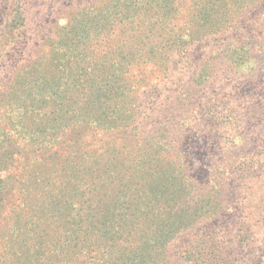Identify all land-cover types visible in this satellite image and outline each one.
Instances as JSON below:
<instances>
[{"label":"trees","instance_id":"16d2710c","mask_svg":"<svg viewBox=\"0 0 264 264\" xmlns=\"http://www.w3.org/2000/svg\"><path fill=\"white\" fill-rule=\"evenodd\" d=\"M34 1L2 11L0 264H231L223 166L201 187L174 134L203 112L264 139L261 104L236 99V70H264V0H53L45 20Z\"/></svg>","mask_w":264,"mask_h":264},{"label":"rangeland","instance_id":"374dc122","mask_svg":"<svg viewBox=\"0 0 264 264\" xmlns=\"http://www.w3.org/2000/svg\"><path fill=\"white\" fill-rule=\"evenodd\" d=\"M11 1L0 0V31L4 26L2 18L5 12L2 11ZM34 3L43 5L44 9L48 6L46 12L43 13L44 17L42 13L40 14L42 19L53 18V13H50V6L54 4L53 0H35ZM32 16L37 18L39 14L32 12ZM5 34L6 32L3 36ZM15 58L11 51L10 54L0 51V83H7L10 79L8 76L15 65V62L13 63ZM20 60L22 59L19 58L18 61ZM249 67L243 64L236 70L238 72L234 70L237 75H246V78L251 80L249 82L238 81L239 88L237 85L236 88L241 93L235 97L241 104V111H245L249 106L258 105L260 107L261 104L262 107L259 109L261 113V108L264 109V70L262 71V68L252 70ZM181 90L180 87L174 94L178 96L177 98L171 99L173 112H176L175 106H178L179 101L185 102L190 99V97L184 99V95L178 94ZM195 97L196 95H191V98ZM241 101L244 102L241 103ZM171 112L170 110L168 113ZM185 112L184 108L176 113L185 119ZM168 113L162 112L158 115L162 119ZM200 115L201 125L189 127L184 122L174 134L176 137L182 135V153L187 172L201 187H204L212 179L214 168L223 166V170L219 173L221 178L227 180L230 187L227 190L228 199L223 206L225 214L223 213L217 222V228H214L215 236L227 240L223 244L225 247L222 248V252L228 254L231 264H264V139L259 137L262 129L259 130L254 125L247 126L246 129L234 127L231 130L234 138L227 141L224 136L228 125L209 129L206 132L204 126L210 121V114L201 112ZM158 127V124L155 128L152 127L153 132ZM249 135L257 139L254 145L250 142ZM247 151H251V157L246 159L245 168L240 153ZM248 165H252V168L247 170ZM248 213L256 214V216L249 220L250 214ZM243 223L252 225V235L249 236L242 229Z\"/></svg>","mask_w":264,"mask_h":264}]
</instances>
